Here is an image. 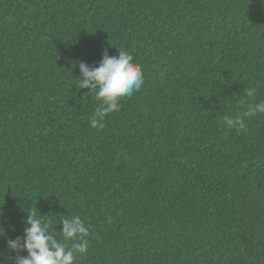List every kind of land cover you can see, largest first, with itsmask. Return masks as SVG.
Returning <instances> with one entry per match:
<instances>
[{
    "label": "trees",
    "instance_id": "obj_1",
    "mask_svg": "<svg viewBox=\"0 0 264 264\" xmlns=\"http://www.w3.org/2000/svg\"><path fill=\"white\" fill-rule=\"evenodd\" d=\"M119 49L145 82L93 128L78 62ZM252 87L264 0H0V252L34 211L85 221L75 264H264V114L222 122Z\"/></svg>",
    "mask_w": 264,
    "mask_h": 264
},
{
    "label": "clouds",
    "instance_id": "obj_2",
    "mask_svg": "<svg viewBox=\"0 0 264 264\" xmlns=\"http://www.w3.org/2000/svg\"><path fill=\"white\" fill-rule=\"evenodd\" d=\"M79 88L95 91L100 101L89 121L93 128L105 127L106 117L121 107L120 98L130 97L144 85L145 77L142 65L134 60L133 54L119 49L118 55H109L107 51L98 67L79 61ZM258 89L249 88L244 99L239 101L242 111L235 116H225L223 124L236 131L246 130V119L264 114V100L257 101ZM62 230L57 231L51 219H45L41 213L29 211L24 218V235L8 239V252H0V264H75L76 259L85 254L89 248L88 227L80 215L70 218L61 217ZM0 236L5 234L0 226ZM62 234L58 240L56 233ZM68 242H72L69 246ZM27 252L25 256L22 253Z\"/></svg>",
    "mask_w": 264,
    "mask_h": 264
}]
</instances>
